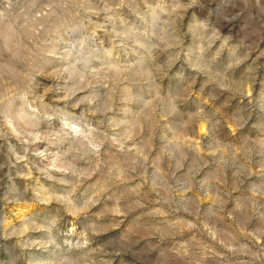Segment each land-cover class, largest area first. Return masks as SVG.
I'll return each mask as SVG.
<instances>
[{"label": "clouds", "instance_id": "clouds-1", "mask_svg": "<svg viewBox=\"0 0 264 264\" xmlns=\"http://www.w3.org/2000/svg\"><path fill=\"white\" fill-rule=\"evenodd\" d=\"M162 3L20 0L11 14L0 0V127L50 113L69 144L97 145L63 179L80 206L34 213L61 217L55 237H0V260L107 264L119 248L125 264H159L161 250L168 264H264V0ZM158 209L187 214L186 245L153 228Z\"/></svg>", "mask_w": 264, "mask_h": 264}, {"label": "rangeland", "instance_id": "rangeland-1", "mask_svg": "<svg viewBox=\"0 0 264 264\" xmlns=\"http://www.w3.org/2000/svg\"><path fill=\"white\" fill-rule=\"evenodd\" d=\"M181 2L187 4V0ZM11 3L8 12L15 14L20 0H11ZM2 7L0 5V9ZM161 7L165 12L172 9L181 10L177 5L171 4V0H164ZM193 10L191 7L183 9L188 14ZM166 18L162 15V19ZM43 79L48 83L42 87V94L55 98L58 90L56 74L49 72L43 76ZM9 123L12 125L10 129L7 126L0 127V237L21 244L27 242L34 233L51 234L55 237L61 217L57 215L43 221L34 213L37 209L47 208L50 205L57 210L62 207L75 209L80 206L81 190L64 183L63 179L70 178L73 174L86 173L89 149L97 145L93 143L91 137L87 139L86 144H69V134L63 127V122L58 121L50 113L33 117L21 110L14 120L9 118ZM16 124L20 127H16ZM46 155L48 157L45 159ZM132 183L134 186L135 182ZM187 195L191 196L192 193L189 192ZM92 210L96 211L95 208ZM158 211L160 214L156 217L153 228H171L178 234L173 241L176 246L179 248L186 245L192 232L183 223L190 219L187 214L166 218L164 210L158 209ZM75 215L76 213L73 212L74 217ZM125 223L127 224V221ZM73 228L79 233L78 221H74ZM144 239L158 241L159 234L146 236ZM197 239L202 243L207 241V238L197 237ZM241 242L245 241L241 238ZM261 243L264 244V239ZM167 255V252L160 251L159 264H168L165 259ZM125 256L126 253L117 248L104 259L107 264H125ZM241 258L250 259L248 256ZM0 264L7 262L0 260ZM67 264H74L71 257Z\"/></svg>", "mask_w": 264, "mask_h": 264}, {"label": "bare ground", "instance_id": "bare-ground-1", "mask_svg": "<svg viewBox=\"0 0 264 264\" xmlns=\"http://www.w3.org/2000/svg\"><path fill=\"white\" fill-rule=\"evenodd\" d=\"M67 130V129H66ZM38 146V145H37ZM44 152V151H43ZM45 153V152H44ZM48 156L46 155L44 158L46 159ZM48 161V160H47Z\"/></svg>", "mask_w": 264, "mask_h": 264}]
</instances>
